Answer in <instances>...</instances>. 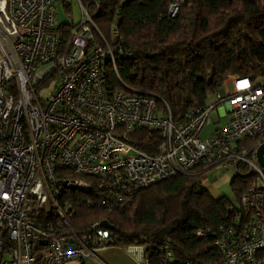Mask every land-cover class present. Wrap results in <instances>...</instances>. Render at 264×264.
<instances>
[{
    "label": "built area",
    "instance_id": "2783aa9c",
    "mask_svg": "<svg viewBox=\"0 0 264 264\" xmlns=\"http://www.w3.org/2000/svg\"><path fill=\"white\" fill-rule=\"evenodd\" d=\"M86 1L78 0L81 20L61 28L60 0H0V264L98 261L113 245L111 232L102 222L75 230L70 191L95 192L87 206L111 210L201 165L231 166L248 182L240 223L220 227L212 244L220 264H264V78H231L230 91L223 87L214 103L174 121L157 96L121 81V49L95 24L99 3ZM182 4L172 0L168 17ZM111 32L118 37L115 24ZM220 106L229 121L202 139ZM139 130L159 136L156 153L128 142ZM124 250L150 264L146 246ZM156 255L170 264L169 241Z\"/></svg>",
    "mask_w": 264,
    "mask_h": 264
},
{
    "label": "trees",
    "instance_id": "16d2710c",
    "mask_svg": "<svg viewBox=\"0 0 264 264\" xmlns=\"http://www.w3.org/2000/svg\"><path fill=\"white\" fill-rule=\"evenodd\" d=\"M96 1L98 12L89 7L96 13V26L112 47L121 49L116 53L119 78L137 93L157 96L174 121L211 105L210 96L217 95L227 79L264 78V0H183L175 18L167 15L172 0ZM64 7L68 11V5ZM114 24L116 38L111 32ZM107 74L116 86L115 74ZM128 142L156 153L160 140L155 132L139 130ZM213 170L196 166L111 210L87 206L88 199L97 198L95 192L70 191L66 197L74 217L69 224L82 230L107 222L113 228L112 246H146L150 264H158L156 249L166 241L172 246L170 264H220L214 239L220 227L242 216L241 208L232 209L224 198H214L205 189ZM246 179L234 175L230 183L239 202ZM201 231L206 237L198 235Z\"/></svg>",
    "mask_w": 264,
    "mask_h": 264
},
{
    "label": "rangeland",
    "instance_id": "374dc122",
    "mask_svg": "<svg viewBox=\"0 0 264 264\" xmlns=\"http://www.w3.org/2000/svg\"><path fill=\"white\" fill-rule=\"evenodd\" d=\"M64 4L68 5V11L65 9ZM57 9V18L59 25L62 24H77L81 20V9L78 4V0H61L60 2L56 3ZM231 79H227L224 82V87H226L227 91L231 90ZM216 100V95H211L208 104L214 103ZM222 108V106L217 107L211 114L212 121L215 122L218 120V110ZM228 117H224L221 119L222 125L226 124L228 121ZM212 126V124H211ZM210 125H207L203 128L201 132V137L204 139L208 135V130ZM217 173V175H215ZM234 177L233 167L226 166L219 168L214 173H211L206 179L205 182L207 183V187L210 190V194L216 197L224 198L228 203L231 204L232 209L240 210V202L232 188L230 186V180ZM218 182V183H217ZM217 185V186H216ZM236 223H240V216L236 217Z\"/></svg>",
    "mask_w": 264,
    "mask_h": 264
},
{
    "label": "crops",
    "instance_id": "0c3cea01",
    "mask_svg": "<svg viewBox=\"0 0 264 264\" xmlns=\"http://www.w3.org/2000/svg\"><path fill=\"white\" fill-rule=\"evenodd\" d=\"M217 112H218V120L216 122L214 120L212 121V126L210 125V128L208 130L209 132L206 138H208L210 134H212L213 132H215L217 129H219L220 127L224 125V124L222 125V122H221L222 118L229 116L225 108H220ZM229 119H230V116H229ZM217 170L218 169H215L211 173H214V171H217ZM215 175H217V173ZM231 180H230V183H231ZM204 187L210 193V190L208 189L206 182H204ZM213 197L220 198L216 196H213ZM82 263L83 264H138L137 261H135V259H133L123 248L116 247V246H111L101 251L99 253L98 261L94 259H86ZM69 264H81V263L70 262Z\"/></svg>",
    "mask_w": 264,
    "mask_h": 264
},
{
    "label": "water",
    "instance_id": "95a60500",
    "mask_svg": "<svg viewBox=\"0 0 264 264\" xmlns=\"http://www.w3.org/2000/svg\"><path fill=\"white\" fill-rule=\"evenodd\" d=\"M154 56V55H153ZM153 56H149V55H147L146 57L147 58H152ZM105 229H108V230H112L113 228H112V226L110 225V224H108L107 222H102V224H101Z\"/></svg>",
    "mask_w": 264,
    "mask_h": 264
}]
</instances>
